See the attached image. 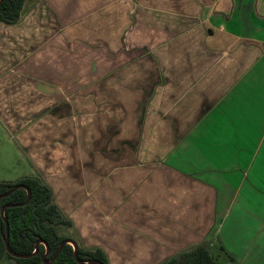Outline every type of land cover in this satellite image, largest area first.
<instances>
[{
	"label": "crops",
	"instance_id": "1",
	"mask_svg": "<svg viewBox=\"0 0 264 264\" xmlns=\"http://www.w3.org/2000/svg\"><path fill=\"white\" fill-rule=\"evenodd\" d=\"M1 23L0 131L78 244L264 264V0H29Z\"/></svg>",
	"mask_w": 264,
	"mask_h": 264
},
{
	"label": "trees",
	"instance_id": "2",
	"mask_svg": "<svg viewBox=\"0 0 264 264\" xmlns=\"http://www.w3.org/2000/svg\"><path fill=\"white\" fill-rule=\"evenodd\" d=\"M28 1L0 0V23L18 22ZM18 183L26 187H18L0 197V264H99L95 260L111 264L102 248L78 244L76 251L74 244L65 241L72 237L62 233L60 228L64 225L72 227L73 221L55 201L52 187L40 175H24L15 181L0 180V195L12 190ZM159 264L219 263L214 251L204 243Z\"/></svg>",
	"mask_w": 264,
	"mask_h": 264
},
{
	"label": "rangeland",
	"instance_id": "3",
	"mask_svg": "<svg viewBox=\"0 0 264 264\" xmlns=\"http://www.w3.org/2000/svg\"><path fill=\"white\" fill-rule=\"evenodd\" d=\"M3 23H0V26ZM1 31V29H0ZM2 33H0V36ZM27 168L17 161V151L16 145L13 141L4 136L0 131V180H17L20 175L24 174ZM60 231L64 234H69L73 239H75L74 232L71 229L70 225H64L60 228ZM72 244L74 242L70 241ZM218 257L219 264H226L227 259L224 254L216 249L214 252ZM218 254V255H217ZM3 261H8L4 259ZM229 261V260H228ZM16 264V263H15ZM111 264H120L119 258H113V263Z\"/></svg>",
	"mask_w": 264,
	"mask_h": 264
},
{
	"label": "water",
	"instance_id": "4",
	"mask_svg": "<svg viewBox=\"0 0 264 264\" xmlns=\"http://www.w3.org/2000/svg\"><path fill=\"white\" fill-rule=\"evenodd\" d=\"M21 186H25L26 187V185L25 184H23V183H18V184H16L13 188H12V190H10V191H8V192H6V193H3V194H1L0 195V197L1 196H4V195H7V194H10L14 189H16V188H18V187H21ZM28 191H29V195H30V190L28 189ZM6 207V205L5 206H3V209ZM9 223H8V221H7V238H6V243H7V245L9 244ZM72 241V242H74V247H75V250L77 251V248H78V243L76 242V240L75 239H73V238H68V239H66L65 241ZM65 241L62 243V245L65 243ZM37 246H38V244H37ZM37 249V248H36ZM97 263H99V264H103L101 261H99V260H95Z\"/></svg>",
	"mask_w": 264,
	"mask_h": 264
}]
</instances>
